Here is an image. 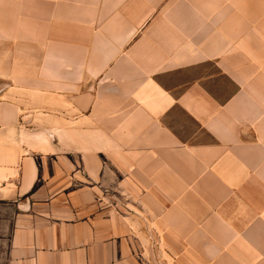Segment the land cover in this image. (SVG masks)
Returning <instances> with one entry per match:
<instances>
[{"label":"crops","instance_id":"0c3cea01","mask_svg":"<svg viewBox=\"0 0 264 264\" xmlns=\"http://www.w3.org/2000/svg\"><path fill=\"white\" fill-rule=\"evenodd\" d=\"M0 264H264V0H0Z\"/></svg>","mask_w":264,"mask_h":264},{"label":"rangeland","instance_id":"374dc122","mask_svg":"<svg viewBox=\"0 0 264 264\" xmlns=\"http://www.w3.org/2000/svg\"><path fill=\"white\" fill-rule=\"evenodd\" d=\"M175 114H177L174 117V119H171L170 123L180 132L185 133L186 131H194L196 130L197 126L181 111H176ZM184 135H188V133H185Z\"/></svg>","mask_w":264,"mask_h":264}]
</instances>
